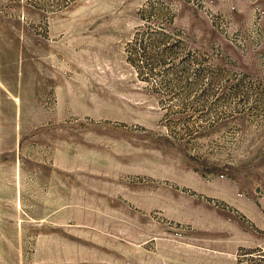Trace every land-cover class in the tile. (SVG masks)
Returning <instances> with one entry per match:
<instances>
[{
  "label": "rangeland",
  "instance_id": "374dc122",
  "mask_svg": "<svg viewBox=\"0 0 264 264\" xmlns=\"http://www.w3.org/2000/svg\"><path fill=\"white\" fill-rule=\"evenodd\" d=\"M0 264H264V0H0Z\"/></svg>",
  "mask_w": 264,
  "mask_h": 264
}]
</instances>
